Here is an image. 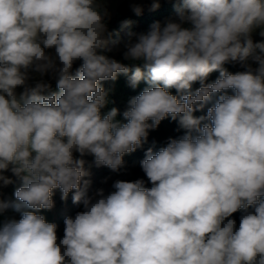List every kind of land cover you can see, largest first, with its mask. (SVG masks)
Here are the masks:
<instances>
[{
    "label": "clouds",
    "instance_id": "clouds-1",
    "mask_svg": "<svg viewBox=\"0 0 264 264\" xmlns=\"http://www.w3.org/2000/svg\"><path fill=\"white\" fill-rule=\"evenodd\" d=\"M176 3L175 19L128 33L123 57L142 65L130 69L101 54L112 35L101 0H0V187L13 183L9 169L21 181L14 200L0 199V216L21 215L0 221V264H264V43L252 39L264 37V0ZM29 69L51 73L58 91L30 84ZM118 74L149 85L129 99L126 122L115 107L102 113V82ZM167 118L185 132L145 153L150 188L116 180L89 195L83 157L118 172ZM56 189L83 209L65 217L62 238L38 214Z\"/></svg>",
    "mask_w": 264,
    "mask_h": 264
},
{
    "label": "trees",
    "instance_id": "trees-1",
    "mask_svg": "<svg viewBox=\"0 0 264 264\" xmlns=\"http://www.w3.org/2000/svg\"><path fill=\"white\" fill-rule=\"evenodd\" d=\"M102 3V0H101ZM133 4H140L143 8V11L140 15H137L132 10ZM103 7H105L102 4ZM176 0H160V6L153 10L151 6V0H137L136 2H126L124 6L119 7L115 16L111 19L106 18L105 23L107 24L108 31L112 34L109 38V43L107 49L103 50L101 54L107 55L110 58H114L121 63L128 65L131 68L139 65L138 62L125 60L123 57V52L125 51L124 47L121 51L115 52V49L123 42L127 40L128 33H141L146 32L150 25L156 21L164 22L166 19H175L176 18ZM124 21H130V25L127 27L123 26ZM254 43H261L262 40H253ZM259 51V50H257ZM82 61H76L73 64L72 73H75V70L81 65ZM225 69L228 72L235 74L236 72L244 71L245 69L239 63H229L224 65ZM253 67V66H252ZM255 68V67H253ZM219 76L218 71H214L210 73L207 78L206 83L214 82ZM103 87L108 91V104L104 109H102V113L106 114L111 108L115 107L118 109V115L116 117L117 120L121 122L124 121L122 116L123 111L127 107V103L129 99L134 96H137L149 85L145 81H141L135 88L131 87L128 83V78L124 74H118L117 79L115 81H106L102 82ZM53 91H58L56 87V82L51 84ZM200 87L199 82H195L192 85V90L195 91ZM172 94H176L175 89H170ZM229 94H231V90H229ZM218 94L213 95L212 100L205 104L202 110H198L194 112V116L205 115L207 112V108L212 106V104L217 99ZM185 130L180 128L177 121H172L170 118L163 120L157 129L150 130L148 139L145 143H143L142 147L138 148L135 152L126 154L124 156V167L120 169L118 172H113L117 176H123L127 178H142L145 179V186L150 188L152 185L147 181V177L142 171L141 161L145 158V153L148 149H152L155 153L161 147L166 146L169 138H179L184 134ZM16 187L11 185L9 194L12 196L14 194ZM54 207L51 210H40V214L45 217V219L57 225V235L61 232L64 227V219L65 216L61 213H58L61 209H72L75 208L74 213L78 211H82V205L74 204L72 201V196H68L67 200L61 199V194L57 193L54 190L53 195ZM251 211V209H249ZM54 212H57L54 214ZM242 211H238L233 214L231 217L239 225L240 216Z\"/></svg>",
    "mask_w": 264,
    "mask_h": 264
},
{
    "label": "rangeland",
    "instance_id": "rangeland-1",
    "mask_svg": "<svg viewBox=\"0 0 264 264\" xmlns=\"http://www.w3.org/2000/svg\"><path fill=\"white\" fill-rule=\"evenodd\" d=\"M136 2L137 0H102V4L105 6V8H107L108 12L110 13V18H113L117 12V9L119 7L124 6V4L126 2ZM252 39L253 40H259L261 39L262 42L264 43V37L259 35V30H257L256 32L253 33L252 35ZM124 47V42L121 43L116 49L115 52H119L123 49ZM51 54H55L54 53V49L48 50ZM249 64H251V66L253 67H258V64H256L255 62L249 60ZM29 75L31 77L29 83L33 84L40 80L43 79L44 81L53 84L56 82V80L53 78L51 73L46 74L44 77H40V75L38 73L33 72L31 69H29ZM17 93H20L21 91H23L22 88L18 87L16 89ZM77 158H79V154L75 153L74 154ZM83 159L86 161L85 163V169L90 173V176L87 177L88 179L91 180V185L88 189V193L89 195L93 194L97 189L103 188L105 190L106 193L112 191V184L116 181V180H125V181H134L136 179H142V178H137V177H133V178H127V177H123V176H117L116 174H114L112 172V170H110L109 168L105 167V166H100L97 167L94 163V157L88 155L83 157ZM3 175L9 177L13 183L9 184L7 186H3L0 187V199H3L5 201L8 200H14L15 196L14 194H12V196H10L9 191H10V186L13 185L16 188L19 187L21 185V181L11 172V170L9 169L8 171H5L3 173ZM145 180V179H144ZM146 181V180H145ZM16 188L14 190H16ZM57 193H60L59 189H56ZM72 196L73 193H69L68 196ZM83 210V209H82ZM75 208L72 209H61L60 211H58V213L63 214L65 217H74L76 213H74ZM57 212H54V214ZM38 214H40V211L38 212ZM41 215V214H40ZM20 219L21 215L18 212L13 211L12 209H8L2 216H0V221L5 220V219ZM64 235V227L62 228L61 232L58 234L59 238H62Z\"/></svg>",
    "mask_w": 264,
    "mask_h": 264
}]
</instances>
